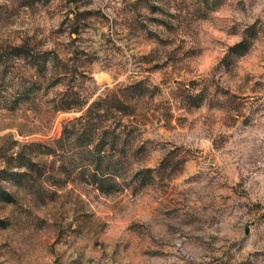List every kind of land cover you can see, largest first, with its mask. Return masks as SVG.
I'll return each mask as SVG.
<instances>
[{
  "label": "rangeland",
  "instance_id": "obj_1",
  "mask_svg": "<svg viewBox=\"0 0 264 264\" xmlns=\"http://www.w3.org/2000/svg\"><path fill=\"white\" fill-rule=\"evenodd\" d=\"M116 95L103 192L42 152ZM0 188V264H264V0H0Z\"/></svg>",
  "mask_w": 264,
  "mask_h": 264
},
{
  "label": "trees",
  "instance_id": "obj_2",
  "mask_svg": "<svg viewBox=\"0 0 264 264\" xmlns=\"http://www.w3.org/2000/svg\"><path fill=\"white\" fill-rule=\"evenodd\" d=\"M246 41H242L235 47L246 45ZM13 54L21 57L30 56L26 46H14ZM36 65H41L38 61ZM137 86L131 85L124 88L125 92H131L132 99L137 92ZM128 96H115L114 104H107V98H99L90 104L83 102L79 108L85 110L81 116L71 123L67 124L61 137L57 139L53 146L45 145L46 150L43 154L57 155L59 149H64L67 144L73 142L78 146V152L73 157L78 174L83 180L95 185L97 189L103 192L117 191L121 188L120 178L123 177L119 172V152L126 151V145L130 143V135L132 130L129 129L132 123H128L125 117L133 114L132 110L135 105L132 100H128ZM114 105V106H113ZM74 106L68 105L61 110H70ZM114 109L115 115L113 120L107 118L106 111ZM34 162L29 159L28 162H22V166L30 168ZM65 167V164L62 165ZM64 172V168H61ZM144 169L141 172L145 173ZM22 172H17L21 174ZM0 198L5 201L11 200L10 193L0 188Z\"/></svg>",
  "mask_w": 264,
  "mask_h": 264
}]
</instances>
